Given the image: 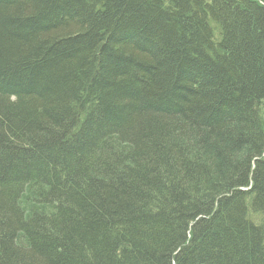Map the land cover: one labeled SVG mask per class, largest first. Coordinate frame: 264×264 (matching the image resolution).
Instances as JSON below:
<instances>
[{
  "label": "trees",
  "instance_id": "16d2710c",
  "mask_svg": "<svg viewBox=\"0 0 264 264\" xmlns=\"http://www.w3.org/2000/svg\"><path fill=\"white\" fill-rule=\"evenodd\" d=\"M0 264H264V0H0Z\"/></svg>",
  "mask_w": 264,
  "mask_h": 264
}]
</instances>
